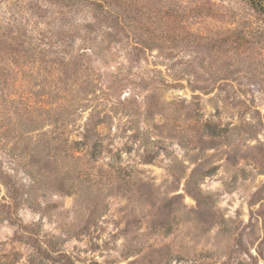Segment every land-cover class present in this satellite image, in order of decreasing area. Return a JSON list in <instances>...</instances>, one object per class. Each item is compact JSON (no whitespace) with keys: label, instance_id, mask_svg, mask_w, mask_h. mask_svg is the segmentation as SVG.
Here are the masks:
<instances>
[{"label":"rangeland","instance_id":"obj_1","mask_svg":"<svg viewBox=\"0 0 264 264\" xmlns=\"http://www.w3.org/2000/svg\"><path fill=\"white\" fill-rule=\"evenodd\" d=\"M0 264H264V15L0 0Z\"/></svg>","mask_w":264,"mask_h":264},{"label":"trees","instance_id":"obj_2","mask_svg":"<svg viewBox=\"0 0 264 264\" xmlns=\"http://www.w3.org/2000/svg\"><path fill=\"white\" fill-rule=\"evenodd\" d=\"M255 11L264 15V0H248Z\"/></svg>","mask_w":264,"mask_h":264}]
</instances>
